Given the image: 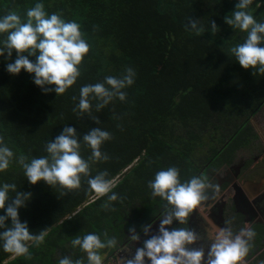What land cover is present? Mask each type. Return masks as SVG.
Masks as SVG:
<instances>
[{"label": "trees", "instance_id": "1", "mask_svg": "<svg viewBox=\"0 0 264 264\" xmlns=\"http://www.w3.org/2000/svg\"><path fill=\"white\" fill-rule=\"evenodd\" d=\"M36 2L77 22L89 51L79 65L81 75L60 96L51 85L43 86L46 92L36 86L23 69L9 74L6 64L15 59L14 50L11 57L0 56V143L13 152L0 183L15 185L9 202L16 192L30 194L18 218L33 236L44 235L39 245L26 242L24 256L0 248V264H58L65 257L88 264L72 239L94 232L102 241H117L127 231H140L160 207H171L148 188L157 171L175 167L180 182H187L209 164L230 162L237 149L253 142L250 119L264 105V74L242 69L228 52L246 38L225 23L237 0H0V14L12 9L23 19L24 9ZM250 9L264 22V0H253ZM125 68L134 75L132 85L121 89L124 101L114 95L97 109L100 101L90 94L88 112L73 111L82 85L103 83L110 75L122 78ZM64 127L74 129L87 174H79L75 189L42 180L29 184L24 164L48 156L46 143ZM92 129L109 135L99 146L100 158L83 141ZM101 173L106 181L118 179L98 197L88 180ZM113 193L116 199L109 200ZM9 226L6 219L4 227ZM260 240L249 264L264 261Z\"/></svg>", "mask_w": 264, "mask_h": 264}, {"label": "clouds", "instance_id": "2", "mask_svg": "<svg viewBox=\"0 0 264 264\" xmlns=\"http://www.w3.org/2000/svg\"><path fill=\"white\" fill-rule=\"evenodd\" d=\"M252 4L253 0H237L231 15L225 16V23L246 33L243 42L229 48L228 52L242 69L264 74V46H259L264 43V22L255 19L250 9ZM189 27L195 29L196 24L190 21ZM216 30L217 26L213 22L211 31L215 33ZM0 35L4 37L0 39V56L11 57L13 50L16 53L15 59L6 64V71L15 75L23 69L32 74V82L42 87L43 91H49L43 86H53L50 90L57 96L63 95L75 84L81 75L79 65L89 51V44L82 37L80 25L72 20L66 21L57 12H46L40 2L25 8L23 19L12 9L0 14ZM33 56L34 61L29 59ZM133 75L132 69L125 68L122 78L110 75L104 78L103 83L82 85L73 111L88 112L90 94L100 101L96 104L97 109L107 105L114 95L118 100L124 101L125 94L121 89L132 85ZM108 138L107 132L92 129L83 136V141L91 148L92 157L100 158L99 146ZM45 151L48 156L33 158L24 164L23 175L28 183L34 185L42 180L48 185L58 184L66 189L78 188L79 174H87L88 165L81 158L74 129L64 127L53 141L46 143ZM12 155V150L0 143V172L8 168ZM103 176L101 173L88 180L90 189L98 197L108 193L112 187ZM148 188L153 196L160 197L172 206V211L160 220L158 235L146 239L143 246L136 249L134 257L124 260L123 264H143L145 257L150 264H201L203 248L187 247L199 238L198 235L185 227L169 231L165 226L171 225L173 219L181 225L185 224L189 214L193 210H199L210 199L206 190L211 188L214 195L218 192L217 186L204 175L180 182L178 170L167 167L154 174ZM10 189L15 190V185L0 183V210L4 213L0 215V228L3 229L0 231V248L20 257L28 254L26 242L34 241L39 245L44 241V235L41 233L33 236L26 222H21L18 218L17 209L24 206L25 201L30 199V194L16 192L9 202ZM108 199L115 200V193L108 196ZM6 219L10 221L9 227H4ZM148 227H144L145 233ZM255 235L251 229L244 228L236 235L229 228L209 232L213 242L208 246L206 264H242L249 253L248 240ZM130 239L136 240L137 235L133 233ZM71 244L78 245L86 253L88 264H102L98 250L106 246L112 247L115 240L102 241L94 232H89L82 239L75 237ZM58 264H72V261L65 257ZM75 264H81V261L77 260Z\"/></svg>", "mask_w": 264, "mask_h": 264}, {"label": "flooded vegetation", "instance_id": "3", "mask_svg": "<svg viewBox=\"0 0 264 264\" xmlns=\"http://www.w3.org/2000/svg\"><path fill=\"white\" fill-rule=\"evenodd\" d=\"M251 119L256 137L251 144L237 149L235 157L218 166L207 165L202 170L204 176L215 184L218 192L213 195L212 189H207L210 199L204 202L199 210H193L181 225L173 219L171 225L165 228L171 231L174 228L185 227L198 235V239L187 247L203 248L204 256L201 264H206L208 246L213 242L209 232L215 229L229 228L233 235L239 233L241 228L251 229L256 235L248 240L250 245L248 255L244 262H249L257 255L256 240L264 241V105L257 110ZM258 129V130H257ZM172 206H162L157 210V215L139 231L132 229L115 241L112 247H105L101 255L102 264H123L126 259L134 257L137 248L143 246L146 239L158 235L160 220L165 215L171 214ZM137 235L136 240H131V235ZM242 262V264L244 263ZM143 264H150L148 259H143Z\"/></svg>", "mask_w": 264, "mask_h": 264}, {"label": "rangeland", "instance_id": "4", "mask_svg": "<svg viewBox=\"0 0 264 264\" xmlns=\"http://www.w3.org/2000/svg\"><path fill=\"white\" fill-rule=\"evenodd\" d=\"M250 122H252V124L253 125H255V123H254V119H250ZM258 130V129H257ZM131 165H129L126 169H128L129 167H130ZM126 169H124V171L126 170ZM123 171V172H124ZM118 179V177H115L114 179H112L111 181H110V183H111V185H114V183H115V181ZM94 197V196H93ZM93 197H90V199H92ZM104 253V255L106 254V252H103ZM103 253H101L100 251H99V254L100 255H102ZM14 256V255H13ZM13 256H11V258L13 257ZM101 257H103V256H101ZM102 260H103V258H102ZM244 262V261H243ZM243 264H246L245 262L243 263Z\"/></svg>", "mask_w": 264, "mask_h": 264}]
</instances>
